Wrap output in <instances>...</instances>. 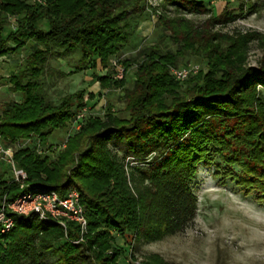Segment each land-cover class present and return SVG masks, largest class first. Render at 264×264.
<instances>
[{"label":"trees","instance_id":"obj_1","mask_svg":"<svg viewBox=\"0 0 264 264\" xmlns=\"http://www.w3.org/2000/svg\"><path fill=\"white\" fill-rule=\"evenodd\" d=\"M159 12V22L179 45L165 51L162 42L145 46L126 67L137 65L133 85L110 73L97 76L101 88L123 90L124 119L112 109L104 118L91 112L64 149L52 160L43 152L56 130L69 124L95 94L81 89L55 102L48 97L41 78L53 57L69 59L77 52L74 72L107 67L112 56L132 41L140 21ZM224 8L198 23L187 14L210 11L204 0H0V56L34 48L23 67L10 74L8 84L21 100L0 102V142L14 146V160L28 174L25 186L6 168L0 174V207L29 191H56L60 196L76 188L86 209L88 225L69 220L64 227L37 214L10 212L14 226L0 234V264H41V250L63 242L56 252L58 264H119L124 249L114 243L117 233L156 240L183 231L193 221L198 196L192 188L199 166L212 165L226 184L233 181L245 196L264 203V64L247 65L249 44L263 40L258 31L235 36L217 30L253 11ZM7 17H16L4 35ZM201 56L207 70L177 80L172 65L187 55ZM126 67L125 74H126ZM89 107V106H88ZM118 139L128 142L135 160L130 181L125 163L110 148ZM20 147L21 143H29ZM19 144V145H17ZM157 153L153 159L150 156ZM133 183V185H132ZM132 185V186H131ZM134 256L128 264H136ZM145 264H165L161 259Z\"/></svg>","mask_w":264,"mask_h":264},{"label":"rangeland","instance_id":"obj_2","mask_svg":"<svg viewBox=\"0 0 264 264\" xmlns=\"http://www.w3.org/2000/svg\"><path fill=\"white\" fill-rule=\"evenodd\" d=\"M159 2L160 0H148L149 6H156ZM204 2L207 8H210L208 13L200 15L186 13V16L200 23L211 13L218 14L224 8L240 12L241 4H245L246 8L254 5L253 11L244 10L245 15L227 25L217 26L216 29L233 36L254 31L264 35V0H204ZM148 10L150 14L138 24L131 43L119 54L112 56L107 67L98 64L95 68L74 72L73 65L80 56L79 52L69 59L51 58L48 71L41 78L48 97L59 102L66 94L86 89L87 99L89 93L95 94V99H91L87 105L95 116L104 118L109 109H112L117 116L129 119L131 115L125 109L123 90L113 86L103 89L96 77L112 72L114 61L126 67L124 64L126 59L137 57L142 48L153 43L162 42L165 51L175 52L179 48L172 39V34L161 26L159 12H153L150 8ZM7 18L9 25L4 32L5 36L14 28L17 20L16 17ZM34 46V43L30 42L20 51L21 53L14 54L10 59H1V103L7 100H21V94L12 91L8 78L10 74L23 67V60ZM189 64L199 65V71L195 74L207 70V61L192 54L180 58L177 65L172 66ZM246 64L254 66L264 64V39L256 38L250 42ZM136 68L135 64L126 67L127 86L133 85ZM259 91L264 99L262 86H259ZM76 130L71 124L64 129L56 130L46 142L44 154L52 160L56 159L58 153L64 149L68 135L74 134ZM29 144L30 142L17 145L23 147ZM110 148L124 161L129 181L133 168H148L147 162L134 159L128 142L114 139L110 142ZM157 155L153 153L150 160ZM5 168L6 165L0 159V174ZM216 172L214 164L199 166L197 176L192 182V188L198 196V209L193 221L183 231L167 234L156 240H138L133 233H127L125 236L114 233V243L125 252L120 257L119 264H128L132 255L136 264H145L153 258H159L165 264H264V203H259L253 195L245 196L231 180L224 184ZM62 243L58 242L51 249L41 250L43 254L41 264H58L59 255L56 249ZM21 264H31L30 258L23 259Z\"/></svg>","mask_w":264,"mask_h":264},{"label":"built area","instance_id":"obj_3","mask_svg":"<svg viewBox=\"0 0 264 264\" xmlns=\"http://www.w3.org/2000/svg\"><path fill=\"white\" fill-rule=\"evenodd\" d=\"M114 79L121 80L125 77V68L114 61L112 64ZM199 71L198 64H189L187 66H172L170 73L177 80H186L190 75ZM91 112V108L86 106L77 112L73 121V127L78 129L81 122ZM14 146H4L0 142V159L4 160L15 181L21 187L25 186L28 174L25 169L19 167L14 160ZM10 212L30 215L37 214L41 219L53 220L64 227L69 220L76 221L80 224L82 234L86 231L88 220L86 209L81 203L80 192L76 188H71L65 196H60L56 191H29L16 197L13 201L3 199L0 207V234L9 231L14 226V218Z\"/></svg>","mask_w":264,"mask_h":264},{"label":"crops","instance_id":"obj_4","mask_svg":"<svg viewBox=\"0 0 264 264\" xmlns=\"http://www.w3.org/2000/svg\"><path fill=\"white\" fill-rule=\"evenodd\" d=\"M8 26H6V28H7ZM11 57H9V56H0V61H1V59H10Z\"/></svg>","mask_w":264,"mask_h":264}]
</instances>
